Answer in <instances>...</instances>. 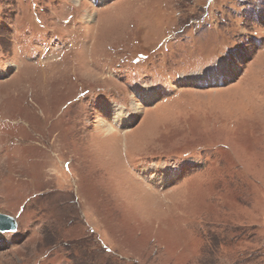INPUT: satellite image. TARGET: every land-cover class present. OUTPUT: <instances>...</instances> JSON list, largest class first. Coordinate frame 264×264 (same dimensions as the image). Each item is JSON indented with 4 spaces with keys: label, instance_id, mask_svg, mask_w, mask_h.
Returning <instances> with one entry per match:
<instances>
[{
    "label": "rangeland",
    "instance_id": "obj_1",
    "mask_svg": "<svg viewBox=\"0 0 264 264\" xmlns=\"http://www.w3.org/2000/svg\"><path fill=\"white\" fill-rule=\"evenodd\" d=\"M0 215V264H264V0H0Z\"/></svg>",
    "mask_w": 264,
    "mask_h": 264
},
{
    "label": "water",
    "instance_id": "obj_2",
    "mask_svg": "<svg viewBox=\"0 0 264 264\" xmlns=\"http://www.w3.org/2000/svg\"><path fill=\"white\" fill-rule=\"evenodd\" d=\"M17 230V221L6 215H0V232L12 233Z\"/></svg>",
    "mask_w": 264,
    "mask_h": 264
},
{
    "label": "bare ground",
    "instance_id": "obj_3",
    "mask_svg": "<svg viewBox=\"0 0 264 264\" xmlns=\"http://www.w3.org/2000/svg\"><path fill=\"white\" fill-rule=\"evenodd\" d=\"M194 77V76H193ZM197 78V77H196ZM195 80V79H194ZM150 104V103H149ZM135 107H138V106H135ZM138 112L136 111V112H134V114H137ZM124 115V114H123ZM166 181V180H165Z\"/></svg>",
    "mask_w": 264,
    "mask_h": 264
}]
</instances>
